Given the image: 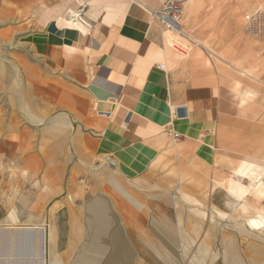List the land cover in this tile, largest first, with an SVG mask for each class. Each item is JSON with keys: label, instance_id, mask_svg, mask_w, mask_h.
Returning <instances> with one entry per match:
<instances>
[{"label": "rangeland", "instance_id": "rangeland-1", "mask_svg": "<svg viewBox=\"0 0 264 264\" xmlns=\"http://www.w3.org/2000/svg\"><path fill=\"white\" fill-rule=\"evenodd\" d=\"M106 1L0 0V227L7 228L11 223L18 228L43 224L47 229L44 236L47 264H264L261 212L264 198L256 208L252 206L253 193L249 190L245 197L226 186V179L236 172L241 175L237 185L244 186L245 180H249L250 130L245 116L226 107L229 110L223 111L216 127H200L195 137L174 127L180 137L174 138L167 132V140L174 147L192 142L193 150L184 156L163 149L153 161L171 158L170 163L178 164L174 175L158 169L153 170L152 178H147L143 177L147 169L128 173L124 161L121 158L114 161L111 155L104 164L99 159L84 164L86 161L76 151L74 141L79 129L74 106L50 105L43 98L42 86L47 83L45 67L53 62L48 63L47 52L43 56L38 40L54 39L56 29L90 30ZM108 1L110 5L113 2ZM213 6L208 10H214ZM217 8L220 15L210 19V26L236 35L230 41L197 40V43L208 51L202 54L204 59L220 63L219 93L229 104L238 99V92L254 88L244 74L252 72L255 78L264 81V36L250 32L244 20L246 13H264V0H223ZM182 14L176 27L163 23L166 31L186 33L180 27ZM176 45L182 49L178 54L188 56L189 40L182 39ZM239 49H242L240 61L234 56ZM252 70H257V74ZM51 80L53 85L57 84L55 78ZM260 80L259 84L264 86ZM59 115H65V119H57ZM223 118L227 120L222 122ZM220 128L226 133L217 136ZM257 134L258 184L264 182V128H259ZM43 147L45 153L41 151ZM81 187L83 190L77 192ZM113 196L124 203V209L114 207ZM40 197L44 204L37 209ZM97 197L107 200L90 208ZM69 203L73 208L69 209ZM195 206L204 212L202 220L196 218L199 224L188 216L194 213L191 210ZM143 211L145 224L138 218L131 221V215L139 216ZM71 212L79 214L83 225L79 242L70 237ZM246 215L252 216L249 220L260 236L241 227ZM187 229L195 236L189 241L182 237ZM207 234L212 237L216 256L201 255V240ZM11 235L0 232V256L8 251L10 257L16 258L15 264H39L38 233L20 230ZM230 237L232 242L228 244ZM74 243L79 247L72 252L70 245ZM229 251L236 257L228 258Z\"/></svg>", "mask_w": 264, "mask_h": 264}, {"label": "crops", "instance_id": "crops-1", "mask_svg": "<svg viewBox=\"0 0 264 264\" xmlns=\"http://www.w3.org/2000/svg\"><path fill=\"white\" fill-rule=\"evenodd\" d=\"M169 1L182 5L183 22L180 27L186 33L166 31L164 24L155 16L154 12ZM222 2L113 0L110 5L107 0L90 30L56 29L54 39L38 40L43 56L44 51L47 52L45 58L48 63L53 62L48 66L45 64L47 83L42 86V96L50 105L64 103L74 106L79 123L74 141L76 151L86 161L84 164L90 165L95 159L104 164L106 157L111 155L114 161L117 158L124 161L123 167L128 173L147 169L151 172L147 171L143 177L152 178L153 170L160 169L172 177L178 164L170 163L171 158L162 157L155 162L154 158L163 149L187 156L194 143L174 147L167 140V132H171L174 138V132H177V137H180L181 133L174 131L176 127L195 137L199 135L200 127H216L222 114L229 110L226 107H230L248 120L246 127L250 130V146L247 152L252 190L257 184V132L264 128V86L252 72L250 76L244 74L254 88L238 92V99L229 104L224 102L219 93L221 80L217 76L221 70L218 69L220 63L204 59L202 54L208 51L197 43V40H233L236 33L223 32V28L213 30L210 26V19L220 15L217 7ZM211 4L214 10H208ZM222 14H225L224 9ZM182 39L191 42L186 57L178 54L182 49L176 42ZM241 51L239 49V53L234 55L239 61ZM233 67L236 68L235 65ZM51 78H55L60 91ZM179 107L186 108L185 116H177ZM99 111H109L111 117L105 118ZM64 117L59 115L57 119L64 120ZM226 120L223 118L222 122ZM225 133L222 128L217 136ZM118 169L116 171L120 172ZM133 183L136 185L135 181ZM116 185L119 186L118 183Z\"/></svg>", "mask_w": 264, "mask_h": 264}, {"label": "bare ground", "instance_id": "bare-ground-1", "mask_svg": "<svg viewBox=\"0 0 264 264\" xmlns=\"http://www.w3.org/2000/svg\"><path fill=\"white\" fill-rule=\"evenodd\" d=\"M12 4V3H11ZM171 27H176L177 26V23L176 24H172V25H170ZM56 122V121H55ZM57 122H59V121H57ZM61 124V123H60ZM56 127V126H55ZM61 128V127H60ZM54 129V128H53ZM63 129V128H62ZM61 129V131H63ZM10 136V135H9ZM58 136V135H57ZM14 137V136H13ZM56 137V136H55ZM28 145V144H27ZM26 145V149L28 148V146ZM46 148L45 147H43L42 149H41V151L42 152H46V150H45ZM255 152H257V151H255ZM254 155V154H253ZM257 155V154H256ZM255 155V156H256ZM254 157V156H253ZM264 158V157H263ZM262 160V159H261ZM239 164V163H238ZM238 164H237V168H239L238 167ZM244 164V163H243ZM29 165V164H28ZM200 165V164H199ZM240 165L242 166V163L240 162ZM232 167V166H231ZM230 167V168H231ZM236 167V166H235ZM251 171V170H250ZM240 172V171H239ZM243 173V172H242ZM245 175H246V173H245ZM229 176V175H228ZM243 176V175H242ZM259 176H261V175H259ZM240 177H241V175L239 174V173H235V174H231L230 175V177L228 178V179H226V181H227V187H228V189H229V191H232L234 194H239V195H245V194H247V192H248V190H250V184H249V180H245L246 182H244L245 184H244V186L243 185H237L236 183L239 181V179H240ZM254 177V176H253ZM250 178V177H249ZM257 179V178H256ZM252 180V179H251ZM253 180H254V178H253ZM253 180H252V182H253ZM258 180V179H257ZM222 181H224V180H222ZM225 181V182H226ZM224 182V183H225ZM220 182H218V184H219ZM223 183V182H222ZM255 183H256V181H255ZM222 185H224V184H222ZM255 185V184H254ZM225 186V185H224ZM214 188V187H213ZM83 190V188L81 187V189H79V190H77V192H81ZM184 190V189H183ZM226 190H227V188H226ZM250 191H252V193H253V197H254V200H253V204H252V206H254V207H256L257 208V204L259 203V201L262 199V198H264V182H262V181H260L258 184H256L255 186H253L252 187V190H250ZM151 192V191H150ZM249 194V193H248ZM248 194H247V196H248ZM163 195V194H162ZM164 195L167 197V198H169V195H168V193H167V191H165L164 192ZM251 195V194H250ZM245 197H246V195H245ZM113 199H114V201H115V203L116 204H114V207L115 208H117V209H124V204H123V202H121V200L120 199H118L117 197H114L113 196ZM253 199V198H252ZM70 200V199H69ZM105 200H107V198H100V197H97V199H95L91 204H90V208H94V205L95 204H97L98 202H100V201H105ZM43 198H39V200H38V203H37V205L35 206V208H39V207H41L44 203H43ZM113 201V202H114ZM250 202V201H249ZM248 202V203H249ZM73 203V202H72ZM107 203V202H106ZM252 203V202H251ZM248 205V204H247ZM96 206V205H95ZM249 206V205H248ZM264 206V205H263ZM68 207H69V209H71V208H73L72 207V205H71V203H69V205H68ZM259 208V207H258ZM263 208V207H262ZM68 209V210H69ZM98 209V208H97ZM257 210V209H256ZM72 211V210H71ZM191 211H193L194 213L193 214H191V215H188L190 218H191V221L193 222V223H195V224H199V222H197V219L196 218H199L200 220H202L201 219V217L204 215V212H202L200 209H199V207H197V206H195V207H193V210H191ZM261 212L264 214V210H262L261 209ZM211 214V213H210ZM70 215L71 216H69V217H71V219H70V221H69V227H70V231H69V233H70V237L72 236L73 237V239H74V241L75 242H79L80 240H81V238L79 237V235H80V233H82V222H81V219H80V216H79V214L78 213H76V212H71L70 213ZM253 215V214H252ZM123 217H125V214H123L122 215ZM145 216H146V214L144 213V211H143V214L141 213L139 216H136V215H131V221H133L135 218H138V219H140V221H141V224H145V221H144V218H145ZM177 216L178 217H180L181 216V214H177ZM211 216V215H210ZM193 217H195V219L193 218ZM206 217V216H205ZM249 217H252V216H250L249 215ZM249 217H248V215H246L245 216V221H243L244 222V225L243 226H241V227H243L244 229H246L249 233H251V234H256V236H260V233L259 232H256L255 230H254V228L252 227V224H251V222H250V220H249ZM5 218V217H4ZM134 218V219H133ZM189 218V219H190ZM233 219V218H232ZM4 220V219H3ZM238 220V219H237ZM10 221V220H9ZM242 221V220H241ZM202 223H203V221H201ZM42 223V222H41ZM242 223V222H241ZM1 224V223H0ZM4 224V223H3ZM7 224V223H6ZM37 225V224H36ZM5 226V225H4ZM214 227V226H213ZM241 227H240V229H241ZM1 229H0V232L1 233H5V234H10V236H12L11 234L13 233L14 234V232H17V231H22V230H24V231H28V232H37L38 233V238H39V243L38 244H40L39 245V247H38V255H39V264H47V257H46V242L44 241L45 239H44V236L46 235V231H47V229H46V227H44V225L43 224H40V226H34V227H30V228H18V227H16L15 225H14V223H11V224H9V227H7V228H4V227H0ZM3 228V229H2ZM199 228H200V226H199ZM198 228V229H199ZM212 228V227H211ZM195 228H193V230H194ZM202 229V228H201ZM193 230H192V232H193ZM208 231V230H207ZM241 231V230H240ZM84 232V231H83ZM196 232V231H195ZM242 232H244V230L242 231ZM169 233V232H168ZM206 233V232H205ZM210 233V232H209ZM16 234V233H15ZM21 234V233H20ZM55 234H56V232H55ZM184 236H182L183 238H184V240H186V241H189V239L190 238H193V237H195V236H191V233H190V229H187L186 231L184 230ZM146 235V234H145ZM163 236V235H162ZM162 236H160V237H162ZM3 237V236H2ZM166 237V236H165ZM263 237V236H262ZM56 238H57V234H56ZM174 238V237H173ZM215 238V237H214ZM221 238H223V237H221ZM231 238V237H230ZM229 238V242H228V244H231V240H232V238L230 239ZM257 238V237H256ZM11 239V238H10ZM228 239V238H227ZM223 241H224V239H223ZM226 241H228V240H226ZM261 241H262V239H261ZM226 243V242H225ZM261 243V242H260ZM264 243V242H263ZM49 244V243H48ZM150 244H153V243H150ZM236 244V243H235ZM50 246H51V244H50ZM228 246V245H227ZM231 246V245H230ZM9 247V246H8ZM49 247V246H48ZM70 249H71V251L72 252H75L77 249H78V247H79V244H71L70 245ZM212 237H211V235L210 234H207L202 240H201V255L202 256H210V255H213V256H216L215 255V253L213 252V249H212ZM235 247V246H234ZM10 248V247H9ZM228 248V247H227ZM4 249V248H3ZM8 249V248H7ZM230 250H231V247L229 248ZM10 250V249H9ZM4 251V250H3ZM147 251V250H146ZM228 251V250H227ZM232 251V250H231ZM6 252V251H5ZM4 252V253H5ZM7 253H8V251H7ZM3 254V256H0V264H15V262H16V258L14 259V258H12V257H10L9 256V254ZM149 253V252H148ZM117 254V253H116ZM48 255V254H47ZM50 255V254H49ZM113 255H115V254H113ZM118 255V254H117ZM148 255V254H147ZM150 255V254H149ZM235 256L236 257V255L234 254V253H232V252H230L229 251V253H227V257L228 258H232L233 256ZM238 256V255H237ZM120 257V256H119ZM154 257V256H153ZM211 257V256H210ZM219 257V256H218ZM117 258V257H116ZM116 258H113V260L115 259V261H116ZM214 258V257H213ZM233 259V258H232ZM214 261V260H213ZM111 262V261H110ZM113 262V261H112ZM212 262V261H211ZM253 262H255V261H253ZM19 263V262H18ZM114 263H116V262H114ZM126 263V262H125ZM215 263V262H214ZM112 264V263H111ZM117 264V263H116ZM119 264V263H118ZM123 264V263H122ZM144 264V263H143ZM219 264V263H218Z\"/></svg>", "mask_w": 264, "mask_h": 264}, {"label": "built area", "instance_id": "built-area-1", "mask_svg": "<svg viewBox=\"0 0 264 264\" xmlns=\"http://www.w3.org/2000/svg\"><path fill=\"white\" fill-rule=\"evenodd\" d=\"M183 7L180 3L169 1L165 3L159 10L154 12L155 16L165 25L170 26L178 23V17L181 15ZM245 25L250 32L264 36V13L253 12L246 13L244 15ZM101 116L105 118L111 117L109 111H99ZM174 136L177 137L178 133L174 132Z\"/></svg>", "mask_w": 264, "mask_h": 264}, {"label": "water", "instance_id": "water-1", "mask_svg": "<svg viewBox=\"0 0 264 264\" xmlns=\"http://www.w3.org/2000/svg\"><path fill=\"white\" fill-rule=\"evenodd\" d=\"M177 116H185L186 115V108L185 107H179L176 109Z\"/></svg>", "mask_w": 264, "mask_h": 264}]
</instances>
